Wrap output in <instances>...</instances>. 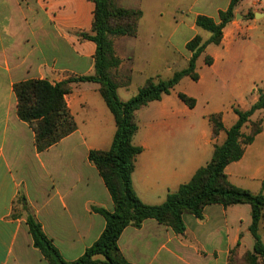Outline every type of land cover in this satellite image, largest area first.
Masks as SVG:
<instances>
[{
    "label": "crops",
    "instance_id": "crops-1",
    "mask_svg": "<svg viewBox=\"0 0 264 264\" xmlns=\"http://www.w3.org/2000/svg\"><path fill=\"white\" fill-rule=\"evenodd\" d=\"M122 1L121 8L141 10V20H148L152 10L176 12L184 3L189 22L177 23L166 46L157 45L156 53L163 55L161 64L147 62L148 79L161 78L165 65L170 77H162L164 80L188 66L192 55L186 48L188 42L197 35L203 41L210 39L211 35L202 37L204 30L196 25L197 17L206 16L219 23V13L231 3L141 0L140 7L134 8ZM94 10L90 0H0V264H49L34 246L26 216H13L14 202L21 196L46 236L70 262L82 257L105 230V217L94 209L114 212L111 194L89 160L91 151L110 149L117 130L100 85H71L65 101L77 129L42 152L36 147L33 129L18 117L14 92L15 84L24 81L47 80L54 85L95 74L96 45L81 36L91 33ZM141 27L140 21L138 35ZM249 40L254 42L253 47L245 48ZM129 41L125 36L115 42V52L122 62L119 87L128 71V57L136 56L124 51ZM206 55L213 59L211 65L205 64ZM174 57L185 60L186 65L179 69ZM197 72L198 81L185 77L170 94L136 113L139 130L133 143L143 151L137 158L132 182L146 205L163 204L168 194L188 183L211 160L215 145L224 143V131L213 136L210 115L221 113L225 130L238 120L231 107L225 111L200 110L201 104L230 98L240 106L257 102L256 88L264 89V0H243L238 5L235 19L223 30L221 44L208 45L197 61ZM180 93L194 98L196 106L189 108L179 98ZM225 171L235 186L264 193V131L242 159ZM183 221V235L154 219L146 220L141 227H127L118 241L125 260L130 264H228L232 249L238 248L240 255L253 249L249 205L225 208L213 204L205 208L203 219L185 214ZM261 231L264 234V218Z\"/></svg>",
    "mask_w": 264,
    "mask_h": 264
},
{
    "label": "trees",
    "instance_id": "trees-1",
    "mask_svg": "<svg viewBox=\"0 0 264 264\" xmlns=\"http://www.w3.org/2000/svg\"><path fill=\"white\" fill-rule=\"evenodd\" d=\"M95 5L91 33H83V39L96 45L95 74L69 78L57 84L47 80H29L15 84L18 117L29 124L35 132L36 147L45 151L76 131L77 125L70 113L65 96L71 92L73 83L92 82L100 85V94L113 114L117 126L113 143L107 151H91L89 160L97 167L114 202V212L94 209L106 219V227L99 238L84 255L75 261H66L46 236L42 225L29 212L26 199L18 201L26 211V223L33 238L34 246L42 253L49 264H130L122 255L118 241L122 232L129 226L141 227L148 219L170 227L183 235L186 226L185 214L203 219L205 208L219 204L227 208L234 205L251 207L252 223L249 231L254 239L253 249L238 254V248L230 251L228 264H264V242L260 226L264 218V193L255 194L235 186L226 174V167L242 159L246 149L253 144L257 135L264 131L262 121L251 122V117L264 111V89H258V100L246 110L234 108L237 122L225 130L221 113L209 116L216 138L226 133L223 144L215 145L211 160L197 170L192 179L173 193L168 194L161 205H146L134 190L132 175L138 156L143 149L133 143L139 130L136 117L138 110L151 102L170 94L185 78L199 80L197 61L205 53L208 45H220L224 28L235 19V11L243 0H231L227 10L219 13V23L206 16H198L196 25L210 33V39L203 41L195 36L186 48L192 55L188 66L175 72L169 79L149 78L137 95L128 101H121L117 95L119 88L118 70L121 60L115 52V41L121 37H137L139 22L143 17L141 10L125 9L117 5V0H90ZM250 17L254 14L250 13ZM213 59L206 55L205 64L211 65ZM128 84L124 81L123 85ZM179 98L191 109L196 100L180 93ZM250 125L251 132L244 129ZM14 217L19 216L14 213Z\"/></svg>",
    "mask_w": 264,
    "mask_h": 264
},
{
    "label": "rangeland",
    "instance_id": "rangeland-1",
    "mask_svg": "<svg viewBox=\"0 0 264 264\" xmlns=\"http://www.w3.org/2000/svg\"><path fill=\"white\" fill-rule=\"evenodd\" d=\"M117 5L119 6V0L116 1ZM122 4L128 6H132L134 8H139L141 4V0H124L122 1ZM182 8H180L178 11L174 12L173 9H162V10H152V14L148 17V20H140L142 22V27L139 31V36L137 39H134L133 37L130 38L129 45L124 48V51H127V54L134 53L136 56L133 58L132 56H129L127 59V72L124 74V81L128 82V84L123 85L122 87H119L117 89V95L121 101L123 100H130L134 96L137 95L140 88L145 84L147 77L146 67L147 62L151 61L154 64H157L158 61L162 62L163 55L160 53L159 55L156 53L157 45L158 44H164L166 46V41L168 42L169 35L173 32V29L176 27V24L181 21H187L189 22L187 15H186V9L184 8V3L182 4ZM140 24V22H139ZM201 35L204 39L208 38L210 34L208 32L201 31ZM119 39V38H118ZM116 42V41H115ZM254 42L252 40H249V43H244L245 48H251L253 47ZM259 47V46H257ZM166 48V47H165ZM161 49V47H160ZM167 49V48H166ZM156 53V54H155ZM167 57L171 58L170 52L166 51ZM175 58V59H174ZM172 58V62L174 59V63H176V67L178 66L179 69L186 65L185 60H180L177 57ZM152 64V63H151ZM161 70L164 71V73L161 75L163 78H168L170 75H168L167 70L165 68V65H162ZM173 75V74H172ZM171 75V76H172ZM161 77V78H162ZM258 89H263L261 86ZM230 91H232L231 88H229ZM219 91V89H218ZM221 91V90H220ZM233 103V104H230ZM233 99L230 98L229 101L226 102H220V103H211V104H201V109H207V110H213V109H221L226 110L228 107H231L232 112H234V108L246 111L251 106L246 105H236L234 104ZM262 121L264 125V111L256 112L251 117V122H259ZM244 132L246 134H250L251 129L250 125H248ZM14 212L16 214L20 215H27L26 211L24 210V206L21 203V201H18L15 204ZM261 231V237L264 241V234ZM238 254L239 251H238Z\"/></svg>",
    "mask_w": 264,
    "mask_h": 264
},
{
    "label": "water",
    "instance_id": "water-1",
    "mask_svg": "<svg viewBox=\"0 0 264 264\" xmlns=\"http://www.w3.org/2000/svg\"><path fill=\"white\" fill-rule=\"evenodd\" d=\"M240 18V16L239 15H236V19H239Z\"/></svg>",
    "mask_w": 264,
    "mask_h": 264
}]
</instances>
